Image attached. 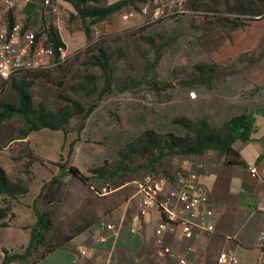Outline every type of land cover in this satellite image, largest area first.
Returning a JSON list of instances; mask_svg holds the SVG:
<instances>
[{"label": "rangeland", "instance_id": "374dc122", "mask_svg": "<svg viewBox=\"0 0 264 264\" xmlns=\"http://www.w3.org/2000/svg\"><path fill=\"white\" fill-rule=\"evenodd\" d=\"M229 1L232 6L238 2ZM241 1L245 5L257 4L255 0ZM189 5L198 12L194 13ZM189 5L188 12L173 18L157 21L144 18L137 27L109 31L113 37L106 46L112 53L114 84L113 91L101 99L97 93L88 97L70 89L86 74L101 76V69L88 63L90 53L83 50L86 46L62 64L52 65L50 78L36 80L32 87L34 101H43L50 109L64 104L59 93L81 100L86 108L95 104L88 117L74 116L66 131L51 129L60 133L50 135L32 131L25 136L22 130L27 123L20 114L0 120V147L10 148L14 164L19 163V178L30 182L26 200L35 197L38 188H45L39 206L51 217L48 237L52 235L55 243L78 227L101 219L112 206L113 198L136 192L137 181L165 174L177 176L195 168L200 161L198 155L167 156L153 166L152 172L140 170L114 179L90 177L86 182L63 173L58 183L50 184L53 173L60 174L61 168L75 166L91 176V168L115 159L119 149L146 129L184 134L185 130L173 123L174 118L187 116L198 120L207 117L206 114L213 115L223 105L226 108L238 102L264 103V36L251 38L250 34L257 24L260 28L264 26V19L234 28L222 21L234 18L228 15L225 0H192ZM130 19L121 21L131 22ZM68 20L70 27H78V16H69ZM103 25L106 22L98 23L97 27ZM100 34L93 33L94 39ZM198 64L208 66L205 73L196 68ZM98 82L101 88L103 80ZM3 101H16V92L11 87L1 96L0 104ZM51 136L56 150L60 149L57 166L43 162L36 154L45 144L50 146ZM3 158L2 153L0 163ZM138 162L145 164L147 160L139 158ZM4 201L0 194V205ZM3 248L0 247V264Z\"/></svg>", "mask_w": 264, "mask_h": 264}, {"label": "crops", "instance_id": "0c3cea01", "mask_svg": "<svg viewBox=\"0 0 264 264\" xmlns=\"http://www.w3.org/2000/svg\"><path fill=\"white\" fill-rule=\"evenodd\" d=\"M7 1L12 2L10 8ZM44 1L0 0V29L6 27L10 15L13 22L34 30L45 42L48 40V31L53 29L65 43L69 53H74L104 33L137 27L144 21L143 16L139 14H135L130 19L131 22L121 21L124 20L123 13L131 11L142 1L135 0L109 15L102 21L106 22L102 28L97 27L98 23L90 25L88 35L80 17L78 27H70L68 24L71 14L77 17V12L69 0H51L52 5L45 4ZM119 1L122 0H97L93 3L107 6ZM109 21L111 23H108ZM250 31L251 38L264 36V26L260 28L259 24ZM99 32L101 34L94 39L93 33ZM260 109H264V103L238 102L237 105L226 108L223 105L219 110H215L213 115L206 114V118L215 124H221L232 116ZM256 116V130L252 139L237 140L234 143L242 163L228 164L225 162V156L213 150L198 155L200 181L210 193L211 205L216 215L214 233L196 234L193 238L180 240L177 237L180 226L174 225L162 235L163 244L172 249L169 256H163L156 233L162 216L157 208H151L138 221L136 216L141 209V199L136 192H132L124 198H113L112 195V206L105 211L103 217L65 246L45 254L44 248L41 247L32 257L20 261L22 264H173L177 258L186 257L188 264H217L220 252L232 251L238 257L237 264H255L263 256L258 244L259 234L264 231V212L260 210L264 203V113ZM38 131H45L46 135L60 133L48 128ZM52 139L53 136L48 139L50 146L48 143L43 148L39 147L36 154L43 162L57 166V154L60 149L56 150ZM2 153L4 162L0 163V166L12 180H16L20 177L17 173L20 169L19 163L14 164L10 148L0 147L1 156ZM252 164L258 166L257 177L250 174L249 166ZM54 175H58V172L53 173L50 179ZM40 191L38 188L35 197L29 200H26L25 195L14 201V216L10 219L9 226L0 228V247L12 252H23L29 244L30 226L36 222L33 203ZM2 196L6 198L5 195ZM110 222L116 225L115 230L106 227ZM102 237L106 240L101 241ZM84 250H89L91 257L84 255Z\"/></svg>", "mask_w": 264, "mask_h": 264}, {"label": "trees", "instance_id": "16d2710c", "mask_svg": "<svg viewBox=\"0 0 264 264\" xmlns=\"http://www.w3.org/2000/svg\"><path fill=\"white\" fill-rule=\"evenodd\" d=\"M69 1L73 4L77 16L83 21L84 30L89 35L90 25L106 20L109 15L121 10L135 0H122L107 6L94 4L93 2L97 0ZM225 1L228 15H234V18H226V20L222 21L231 27H243L250 24L251 21L264 19V0H255L257 4L250 2L247 5L238 0L234 6L229 0ZM191 2L192 0L189 1L188 5ZM190 9L194 13L198 12L195 8L190 7ZM71 17L75 18L76 16L71 14ZM8 19L9 24L14 23L10 15ZM88 20L89 23H87ZM111 37H113V34L105 33L96 40L89 41L83 49L90 53L88 63L98 66L102 73L101 76H97L94 73L86 74L81 82L70 87L73 93L88 97L97 93L98 98L101 99L105 94L113 91L112 53L109 47L106 46V42ZM61 43L63 44V41L58 37L57 33L50 29L46 44H52L57 47ZM83 50L80 49L77 53L79 54ZM206 67H208L206 64H198L196 66L197 69L202 70L204 73L206 72ZM52 72L51 69H34L14 75L9 86L16 92V101L14 103L1 102L0 120H6L14 114H20L27 123V128L22 130L23 135L26 136L30 132L38 131L42 128L66 131L74 116L88 117L95 104L86 108L81 100L71 95L59 93V98L64 100V104L56 109H50L43 101H34L32 87L35 85L36 80L41 77L50 78ZM100 79L103 80L101 88H99L98 82ZM58 85L61 86V83ZM263 113L264 109L255 112H244L232 116L218 125L213 124L206 117L193 120L187 116H179L173 119V123L179 124L185 130L184 134L173 132L159 133L153 129H146L141 135L136 136L123 148L119 149L115 159L112 161L106 160L103 165L91 168V176L83 174L75 166H70L67 170L61 168L60 174L54 175L48 183H58L63 173L77 176L86 182L90 177L114 179L121 174L134 173L140 170L152 172L153 166L160 164L167 156L201 155L209 150L225 156V162L228 164H240L243 161L234 148V143L237 140L249 141L252 139L256 130V115ZM139 158H145L147 162L145 164L139 163ZM31 165L32 163L29 162L27 167L30 168ZM44 189V187L41 188L33 203L36 222L30 226L31 238L29 244L24 248L23 252H11L9 249L3 248L4 255L1 264H12L17 260L29 259L41 247L44 248L43 254H45L65 246L97 221L94 220L78 227L73 234L65 235L60 242L55 243L52 235L48 237L52 230L51 217L47 211L42 210L39 206L44 196ZM29 191V181L21 178L12 180L5 169L0 166V194L6 196L5 204L0 205V228L9 226V221L13 217L14 201L27 195Z\"/></svg>", "mask_w": 264, "mask_h": 264}, {"label": "built area", "instance_id": "2783aa9c", "mask_svg": "<svg viewBox=\"0 0 264 264\" xmlns=\"http://www.w3.org/2000/svg\"><path fill=\"white\" fill-rule=\"evenodd\" d=\"M29 1V0H26ZM190 0H145L131 11L123 13L122 19L129 20L139 14L148 21L164 20L185 14L189 11ZM45 4L52 5L51 0ZM10 8L12 2L7 1ZM9 20V19H8ZM65 43L54 47L41 40L37 33L22 24L14 22L0 29V98L9 87L11 78L23 71L34 69H49L59 65L71 57ZM193 97L196 94H192ZM199 165L182 172L177 176H150L136 182V193L141 199V209L136 219L139 221L151 208H157L162 219L156 233L159 237L163 256L172 253L170 246L163 244L162 235L174 225L180 226L177 237L180 240L193 238L196 234H212L216 231V215L211 205L210 193L204 189L200 181ZM250 174L258 176V166H249ZM260 210L264 212V203ZM106 227L115 230L116 225L107 223ZM106 238L102 237L101 241ZM258 247L263 256L255 264H264V231L259 234ZM82 253L91 257L89 250ZM217 264H237L238 257L232 251H222L217 256ZM173 264H188L186 257H179Z\"/></svg>", "mask_w": 264, "mask_h": 264}]
</instances>
